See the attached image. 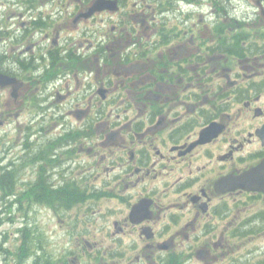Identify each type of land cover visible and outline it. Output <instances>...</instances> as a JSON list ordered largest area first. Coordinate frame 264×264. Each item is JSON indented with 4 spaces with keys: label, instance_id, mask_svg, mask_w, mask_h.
<instances>
[{
    "label": "flooded vegetation",
    "instance_id": "flooded-vegetation-1",
    "mask_svg": "<svg viewBox=\"0 0 264 264\" xmlns=\"http://www.w3.org/2000/svg\"><path fill=\"white\" fill-rule=\"evenodd\" d=\"M105 1H0L5 198L67 194L84 233L100 212L117 264L212 259L225 220L264 235V0Z\"/></svg>",
    "mask_w": 264,
    "mask_h": 264
},
{
    "label": "rangeland",
    "instance_id": "rangeland-1",
    "mask_svg": "<svg viewBox=\"0 0 264 264\" xmlns=\"http://www.w3.org/2000/svg\"><path fill=\"white\" fill-rule=\"evenodd\" d=\"M1 201L0 195V264H16L13 252H7L5 249L17 250L18 245L21 244L22 233L20 232L18 235V229L26 224L36 227L38 232L45 235L44 249L49 251L53 257L61 260V264H71L72 262L76 264L79 261L83 264L86 262L88 264H117V258L115 254H112L116 251L117 246L112 245L113 242L105 232L108 218L99 216L100 212L89 219L93 223L90 225V230L84 233L82 226L85 223L81 222L82 218L85 217L87 220V214L92 212L84 214L82 212L85 207L83 204L62 211L60 214L51 210L47 205H39L28 214L27 218H23L24 211L22 209L21 214L14 208L9 211ZM114 203L111 200L99 201L97 210L107 212L109 207L114 206ZM224 222H218L214 228L215 232L212 231L216 241L222 236L224 237V246L213 247L212 245V259H199L193 261L192 264H264L263 233L261 235L251 233L243 238L237 237L234 234H229L226 226L227 220ZM84 239L92 243L97 241L98 245L89 246L88 244L85 258H82L78 254L85 249ZM101 253H104L105 258L101 256ZM31 255H29L27 263L31 262ZM195 257L198 259L196 255Z\"/></svg>",
    "mask_w": 264,
    "mask_h": 264
},
{
    "label": "trees",
    "instance_id": "trees-1",
    "mask_svg": "<svg viewBox=\"0 0 264 264\" xmlns=\"http://www.w3.org/2000/svg\"><path fill=\"white\" fill-rule=\"evenodd\" d=\"M2 191H3V188H2ZM68 197L69 196H67V194L62 195V199L64 200L63 202L66 205L70 204V202H71L70 200H72ZM72 197L73 196H71V198ZM74 202H76V201H73L72 203H74ZM18 203H20V202H18ZM19 230H21V229H19ZM21 236H22V242H21V244L18 245L16 251H10L9 249H5L7 252H10V253L13 252V254L15 255V259H16V264H26L28 261V257L31 254H32L31 255L32 258H33V256H34V258L31 259V262L27 263V264H54V262L59 263V261H55V258H53L52 254L49 251H48L49 254L46 251H43L42 253H38V248L43 249V247H41L42 246L41 241L43 240L42 234H41V236H38L34 232L33 229L26 227L24 229V231L22 232ZM41 237H42V240H41Z\"/></svg>",
    "mask_w": 264,
    "mask_h": 264
},
{
    "label": "water",
    "instance_id": "water-1",
    "mask_svg": "<svg viewBox=\"0 0 264 264\" xmlns=\"http://www.w3.org/2000/svg\"><path fill=\"white\" fill-rule=\"evenodd\" d=\"M0 84H1V76H0Z\"/></svg>",
    "mask_w": 264,
    "mask_h": 264
}]
</instances>
